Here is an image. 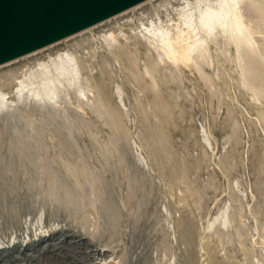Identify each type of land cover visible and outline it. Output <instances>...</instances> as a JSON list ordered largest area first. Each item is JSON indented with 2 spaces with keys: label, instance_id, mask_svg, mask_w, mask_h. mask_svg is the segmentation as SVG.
I'll return each mask as SVG.
<instances>
[{
  "label": "rangeland",
  "instance_id": "obj_1",
  "mask_svg": "<svg viewBox=\"0 0 264 264\" xmlns=\"http://www.w3.org/2000/svg\"><path fill=\"white\" fill-rule=\"evenodd\" d=\"M198 1L219 0H150L0 64V264H264V3H239L260 34L237 48L217 28L174 60L140 31ZM60 51L77 77L19 93Z\"/></svg>",
  "mask_w": 264,
  "mask_h": 264
},
{
  "label": "bare ground",
  "instance_id": "obj_2",
  "mask_svg": "<svg viewBox=\"0 0 264 264\" xmlns=\"http://www.w3.org/2000/svg\"><path fill=\"white\" fill-rule=\"evenodd\" d=\"M148 1L150 0L141 2L131 7V9ZM251 1L253 3H264V0H219L218 5L215 7L210 3H207L204 7H200L203 1H198L193 7H189L188 3H185L180 7L179 18L181 20L175 23V27L177 28L175 33H172L168 27H163V24L157 20L150 24H146L147 26L143 25L140 31L149 42L159 46L169 59L174 60L178 58H188L193 50H197L202 46L206 35L215 40V30L217 28H220L226 35L228 34V39L232 38L238 40L236 48L242 44L250 45L253 40V34H260V30L244 20L238 5L240 2L251 3ZM124 12L125 11L122 13ZM100 36L105 42L107 41V44L112 40H116V35L112 31L103 33ZM58 42L60 41L54 43ZM37 51L31 52L30 54ZM77 74L78 68L76 58L72 56L70 52L60 51L57 55L49 56L47 60L38 62L37 66L20 81L17 89H21L19 91V93H21L25 87L31 88V86L36 84V89L33 92L35 96L54 97L60 89L58 85H61L64 81L74 80ZM4 101L5 95L0 92V106L4 105ZM54 188L55 186L53 190ZM51 194L53 195L52 192ZM65 195V205L68 206V202L74 201V196L70 190L66 191ZM222 221H225V214L222 215ZM62 235L63 238H61V240L66 239V242L74 245H78L83 241L81 237L74 234L64 233ZM30 247L32 246H28L25 249H29Z\"/></svg>",
  "mask_w": 264,
  "mask_h": 264
},
{
  "label": "water",
  "instance_id": "obj_3",
  "mask_svg": "<svg viewBox=\"0 0 264 264\" xmlns=\"http://www.w3.org/2000/svg\"><path fill=\"white\" fill-rule=\"evenodd\" d=\"M145 0H0V64L91 27Z\"/></svg>",
  "mask_w": 264,
  "mask_h": 264
}]
</instances>
